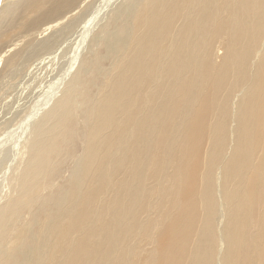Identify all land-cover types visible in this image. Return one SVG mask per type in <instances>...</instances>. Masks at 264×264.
Instances as JSON below:
<instances>
[{
  "label": "bare ground",
  "instance_id": "obj_1",
  "mask_svg": "<svg viewBox=\"0 0 264 264\" xmlns=\"http://www.w3.org/2000/svg\"><path fill=\"white\" fill-rule=\"evenodd\" d=\"M89 2L1 81L0 264H264V0Z\"/></svg>",
  "mask_w": 264,
  "mask_h": 264
},
{
  "label": "rangeland",
  "instance_id": "obj_2",
  "mask_svg": "<svg viewBox=\"0 0 264 264\" xmlns=\"http://www.w3.org/2000/svg\"><path fill=\"white\" fill-rule=\"evenodd\" d=\"M71 1L72 0H64V1L63 0H44L42 2L43 6L40 9L36 10L37 12H32V14L29 15V17L27 19L24 18V21H26L25 27L21 24V27H19V30H17L15 33L11 32L12 34L11 33L9 34V38H7V40H6V45L11 49H9V51H8L7 50L8 48H6V50L8 52L5 54V57H3V61L0 64V84H1V81L4 80L5 75L14 70V68L11 67L12 57L19 56V53H21L22 50L25 51L26 47H27V49H29L32 45L36 44L39 40L46 37L45 36L46 33L41 34V36L38 35V33H37V31L39 30V28H37L38 25L40 27H42L41 25H43L44 23L51 20V18H53L54 15H58L61 12H63V10L68 7V5L71 3ZM89 1L90 0H78V4L73 8V11L71 13L75 14V12H78L79 10L83 9V7L86 4H90ZM71 13H70L69 17L73 16V14H71ZM22 15H24L23 11H19L18 13H16V15H15L16 20H18V18L20 19V17L22 18L23 17ZM14 27H15V23H14ZM43 28L44 27H42L41 29H43ZM11 29H13V27L12 28L11 27L5 28L4 31L8 32ZM28 46H29V48H28ZM218 50H217L218 54H217V52H216V54L218 56H220L221 53H223V51H221L220 49H218ZM33 86L35 87V90H33L34 93L31 94V96L33 98L36 97V100H37L38 97H40L42 95L43 89L41 90V94L38 95V92L40 90H38L36 84H34ZM33 86L31 87V89L33 88ZM238 93H240V92H238ZM0 94H2V95H0L2 103H3V100L5 101L7 99L5 101V104H3L2 106L10 104V102H11V100H9V99H11V98H9L11 96V95L9 96L10 91L7 90L6 88H4L2 84L0 85ZM6 94H7V96H6ZM239 95L240 94H238V96ZM238 96L236 95L234 102L232 101L233 105L235 104V102L237 100L236 98ZM15 107L17 110H20V111L25 109L27 107L26 100L24 102H18ZM0 110H1V108H0ZM20 111H19V113H20ZM231 126L232 125H229L230 128H231ZM206 146H207V144L205 143L203 148H206ZM70 168H71V163L68 164L67 167L65 168L66 172L64 171V173L61 174V175H63V176H60L61 179L67 178V175L69 173V172H67L68 171L67 169H70ZM60 181H62V180H60Z\"/></svg>",
  "mask_w": 264,
  "mask_h": 264
}]
</instances>
